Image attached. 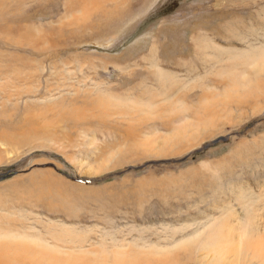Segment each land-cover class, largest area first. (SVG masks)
I'll list each match as a JSON object with an SVG mask.
<instances>
[{
  "label": "rangeland",
  "instance_id": "rangeland-1",
  "mask_svg": "<svg viewBox=\"0 0 264 264\" xmlns=\"http://www.w3.org/2000/svg\"><path fill=\"white\" fill-rule=\"evenodd\" d=\"M0 31L1 251L264 264V0H0Z\"/></svg>",
  "mask_w": 264,
  "mask_h": 264
},
{
  "label": "bare ground",
  "instance_id": "bare-ground-1",
  "mask_svg": "<svg viewBox=\"0 0 264 264\" xmlns=\"http://www.w3.org/2000/svg\"><path fill=\"white\" fill-rule=\"evenodd\" d=\"M114 1V0H113ZM118 1V0H116ZM134 1V0H133ZM128 3V2H126ZM135 4V3H134ZM132 4V5H134ZM20 5V4H19ZM113 5V4H112ZM128 5V4H127ZM121 7V6H120ZM126 7V6H125ZM131 8V6H129ZM127 7V9L129 8ZM122 9V8H121ZM120 9V10H121ZM129 10V9H128ZM132 12V10H131ZM131 12L129 11V13L131 14ZM129 14V15H130ZM121 15V14H120ZM127 15V13H126ZM120 17H123V16H120ZM127 17V16H126ZM12 18V17H11ZM102 18V17H101ZM101 18H100V21H101ZM118 18V16L116 17ZM103 19H106V18H103ZM120 19V18H118ZM123 19V18H122ZM126 19V18H125ZM107 20V19H106ZM117 20V19H116ZM11 21V20H10ZM103 21V20H102ZM105 21V20H104ZM104 21H103V24H104ZM113 22V21H112ZM106 23V22H105ZM120 23V22H119ZM107 24H108V20H107ZM116 24V23H115ZM106 24H104L105 26ZM120 25V24H119ZM111 26V25H110ZM117 26V24H116ZM115 26V27H116ZM101 27H98L99 30H101ZM106 27V26H105ZM94 28V27H92ZM105 29V28H104ZM111 29V28H109ZM107 30V28L105 29ZM8 32H10V28L7 29ZM1 32V31H0ZM4 33V32H3ZM6 33V32H5ZM1 34V33H0ZM13 34V33H12ZM18 34H16V36H18ZM23 35V34H22ZM12 37V36H11ZM6 38V37H5ZM13 39H9L10 42L13 43V45L15 46H18L20 47V43H19V36L18 37H12ZM35 37H33L32 35L30 36V34L28 33L27 35H25V37L22 38L23 41H26L28 42L29 46L31 47H35L38 45L37 42H33V39ZM8 39V37H7ZM41 40V39H40ZM8 41V40H7ZM39 41V40H38ZM41 42V41H40ZM23 43V42H22ZM21 43V44H22ZM51 45V44H50ZM45 46V44H44ZM42 50H44L42 47H40ZM40 50V49H39ZM41 51V50H40ZM121 57V56H120ZM3 59V58H2ZM119 111V110H118ZM122 112V111H121ZM120 112V113H121ZM111 114V113H110ZM116 114V113H115ZM125 114V113H124ZM123 112H122V115L124 116ZM112 116V114H111ZM122 117V116H121ZM130 118V117H129ZM117 120V119H116ZM128 120V119H127ZM130 120V119H129ZM127 124V123H126ZM145 128V127H144ZM127 131L129 132H132V130L130 129H127ZM226 219V218H224ZM223 220V219H222ZM259 220V219H257ZM225 225V224H224ZM221 227V225H220ZM222 229V228H221ZM225 228H223L222 231L225 232ZM223 234V233H222ZM229 234V233H228ZM225 235V234H224ZM246 236V235H245ZM258 236V237H257ZM222 237V235H221ZM227 237V236H226ZM228 238L226 239H221V240H217V243H222L223 244V247L221 245L218 246V252H217V255H221V254H224L225 250L229 247V245H231V241H228L227 240ZM246 246L248 247L247 249L249 251H251L252 253H254L256 256H259L260 253H262L263 257H264V248L261 247V244L263 243L264 244V240L262 239V236L260 237L259 235H252L251 237H248L246 236ZM228 241V242H227ZM8 246V245H7ZM21 246H22V249H21ZM21 246H19L16 250V255H11V253L9 252V249H5V251H1L0 249V260L4 263V264H18L21 260L23 261H29L30 263L29 264H42L41 262H44L43 264H78V261H77V257H80V256H77V255H60V254H57V253H49L50 255H48L47 253H42L41 250L37 253L38 255H36L34 253V251H31V248H29L27 245H24L21 243ZM238 246H240V243L238 244ZM6 247V246H4ZM12 247V246H11ZM10 248V247H8ZM15 248V247H14ZM21 249V251H20ZM214 249V248H213ZM94 250V249H93ZM20 251V252H19ZM211 251V250H210ZM18 252V254H17ZM207 252V251H206ZM241 252H244L241 251ZM14 253V252H13ZM32 258H34V260L32 261ZM245 259V258H244ZM249 260V259H248ZM251 261V260H250ZM248 262V261H246ZM243 264V262H241ZM264 263V262H263ZM245 264V263H244Z\"/></svg>",
  "mask_w": 264,
  "mask_h": 264
}]
</instances>
